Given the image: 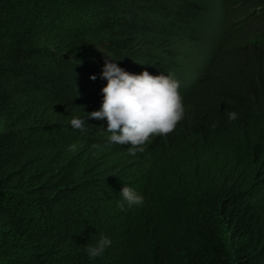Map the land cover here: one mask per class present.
I'll return each instance as SVG.
<instances>
[{"label": "trees", "instance_id": "trees-1", "mask_svg": "<svg viewBox=\"0 0 264 264\" xmlns=\"http://www.w3.org/2000/svg\"><path fill=\"white\" fill-rule=\"evenodd\" d=\"M142 3L0 0V264H264V84L135 155L85 115ZM124 186L143 204L121 210ZM101 234L111 245L90 257Z\"/></svg>", "mask_w": 264, "mask_h": 264}, {"label": "clouds", "instance_id": "clouds-1", "mask_svg": "<svg viewBox=\"0 0 264 264\" xmlns=\"http://www.w3.org/2000/svg\"><path fill=\"white\" fill-rule=\"evenodd\" d=\"M234 1L228 0L226 10L219 11H225L226 24L207 7L199 8L201 5L196 6L192 0H174L156 10L155 6L161 4L149 3L151 13L142 11L146 8L143 1L139 11L140 17L145 18L141 25L147 27L163 19L160 25L171 30L167 37L174 42L166 40L163 45L146 47L143 39H137L136 31V41L129 52L124 51L122 64L117 67L113 62H105L102 78L107 83L102 88L100 110L84 113L87 119L107 121L105 140L130 146V155L143 151L142 145L164 147L177 135L200 124L210 110H221L226 100L234 98L232 93L253 100L255 92L262 91L264 31L259 33L250 28L257 20L252 14L245 20L248 30L234 33L239 26L236 25L228 32L238 20L230 14ZM195 16H198L196 26L193 25ZM179 27L189 31L185 42L179 38ZM246 45H251L248 48L251 55L244 57L240 64V50ZM90 79L94 80L95 76ZM228 118L235 120L236 112H230ZM70 125L83 129L85 120L73 117ZM70 147L74 149L75 145ZM120 196L121 210L125 204L132 207L144 202L128 186L121 189ZM110 245L111 240L101 234L94 245H86V251L90 257H96Z\"/></svg>", "mask_w": 264, "mask_h": 264}, {"label": "rangeland", "instance_id": "rangeland-1", "mask_svg": "<svg viewBox=\"0 0 264 264\" xmlns=\"http://www.w3.org/2000/svg\"><path fill=\"white\" fill-rule=\"evenodd\" d=\"M146 8L143 9V12H149L148 6L150 3V0H143ZM161 1V0H160ZM194 1V4L197 6V4L201 5L199 8H205L207 7V10L213 13L214 17L220 18L224 23L226 24L227 16L225 15V11L222 13H219L221 9L226 10V4L225 2H228V0H192ZM156 4V3H155ZM160 4H164L162 1ZM234 6L230 10V14H233L232 16L234 19H238L236 23H234L232 26H230L228 32H230V29L232 27H235L236 25H239L234 33L240 31L241 29L243 31L248 30V23H245V20L249 19L252 14H254L257 18V20L254 18L253 20H256L255 24L252 25V27L256 32L263 33L264 31V0H236L232 3ZM224 13V14H223ZM246 15L245 17H243ZM150 17L153 18V15L150 14ZM243 17V18H242ZM142 18H145L142 16ZM155 18V15H154ZM164 22L163 19H157L152 23H149L144 27H141L137 30V39H143V46H154V45H163L166 40L173 41V38L167 37L168 34L171 33L170 29H167L165 26H161ZM198 22V16L194 17V23L193 25L196 26ZM184 27V26H183ZM183 27H179L181 29L179 38L181 42H185L186 39L189 38L188 36V29H185ZM227 27V26H224ZM176 33L179 34V29L176 30ZM242 35V34H239ZM163 42V43H162ZM251 45H246L240 50V57L239 60L240 64L244 61L242 60L244 57H247L248 55H251L250 52H248V48ZM190 51V49L188 50ZM199 51V47L197 48V52ZM261 74V72H260ZM264 78V75H262Z\"/></svg>", "mask_w": 264, "mask_h": 264}]
</instances>
